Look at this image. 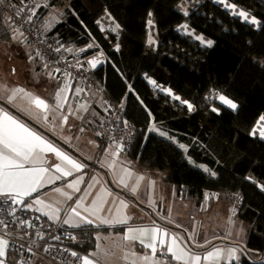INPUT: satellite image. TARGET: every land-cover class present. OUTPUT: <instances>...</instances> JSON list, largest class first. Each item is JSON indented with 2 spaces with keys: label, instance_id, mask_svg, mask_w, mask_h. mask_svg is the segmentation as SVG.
<instances>
[{
  "label": "trees",
  "instance_id": "trees-1",
  "mask_svg": "<svg viewBox=\"0 0 264 264\" xmlns=\"http://www.w3.org/2000/svg\"><path fill=\"white\" fill-rule=\"evenodd\" d=\"M33 1L41 24L51 6L63 7L61 19L47 33L69 57L87 64V58L104 54L94 78L111 101L124 103L123 119L136 129L128 150L108 144L117 145L143 171L165 172V182L181 198L202 204L206 192L213 191L230 202L238 193L237 217L250 225L239 264H264V137L252 134L264 115V0H226L255 16L258 25L215 0H200L188 13L182 11L185 0ZM106 18L118 26L116 32L102 28ZM184 22L213 45L182 33ZM154 29L157 45L148 42ZM13 33L0 7V42L13 41ZM82 47L87 49L78 58L74 50ZM148 77L172 93L154 87ZM219 95L237 108L225 105ZM156 125L165 135L151 128ZM108 228L86 223L72 231L79 236L78 246L87 250L94 231Z\"/></svg>",
  "mask_w": 264,
  "mask_h": 264
},
{
  "label": "crops",
  "instance_id": "crops-1",
  "mask_svg": "<svg viewBox=\"0 0 264 264\" xmlns=\"http://www.w3.org/2000/svg\"><path fill=\"white\" fill-rule=\"evenodd\" d=\"M37 1L40 5H48L50 2V0ZM62 14L63 11L60 15L62 16ZM47 17L48 13L45 16L44 26L47 23ZM57 22L50 24L47 30L53 28ZM14 37L18 39L17 43L14 42V39L10 42L19 44L21 47V33L19 32V35ZM85 49L87 47L78 48L74 50L73 54L79 58ZM4 54L11 58L14 57L7 53ZM19 56L25 58L23 49ZM32 56L34 54L32 55L31 52ZM93 56L105 58L101 52ZM35 58V64H37L35 69L24 67L25 70L23 71L20 67L14 69L13 65L10 69L8 68L10 63L7 69L0 68L2 83H7L12 88L21 83V85H27V88H30L28 91L33 96L38 97L39 95L50 107L56 104L57 93L61 92V89H64L63 93L68 90L70 92L69 99L62 101V111L65 112L70 99L73 100L75 87L72 86L67 77L61 79L52 77L50 81L40 78V82L30 80L29 75L32 72L41 75L47 72L42 60ZM12 71L15 73L14 76H12ZM162 91L170 93L164 88ZM12 95L13 90L9 93L8 99ZM18 96L16 94L14 99ZM99 97L103 99V109L96 103V99ZM89 98V102L83 103L84 105L80 109L76 106L79 103L73 100L74 105L66 115L61 113L53 118L48 115V111L45 113L30 103L28 98L19 105L8 102L0 96L1 101L18 111H12L1 102L0 109L83 166L79 170L73 169L71 165L57 157L52 151L41 153L43 164H25V167L47 168L48 172L45 175L51 179L46 180L31 195L19 198L23 200V203H20L22 209L43 216L48 225L61 222L63 228L70 231L77 226L86 224L81 217H88V219L93 220L92 224L108 226V230L94 231L92 234L93 245L89 246L87 250L81 249L77 244V248L82 253V258L87 256L95 264H133L134 261L135 264H145L142 257H151V249L142 245L139 240L125 239V236L128 234L129 228L150 229L153 227L163 229L168 233V236L165 237L166 243L170 242L171 236H176L181 247L190 250L192 254L201 256L200 264H239L245 255L244 245L250 232V225L237 217L240 205L224 199L208 201L205 197V201L198 204L181 198L177 189L165 182V172L149 173L145 171L147 173L145 183H136L137 180L134 178L126 179L124 173L133 171L136 175L139 173L137 169L139 166L135 162L128 161L124 157L128 158V156L117 145L100 141L99 131L104 118L105 96L100 91H94ZM45 114L47 120L44 119ZM63 117H67L66 122ZM34 119L43 126H41L42 128L48 131L51 129V135L42 131ZM60 124L61 126H59ZM184 148L186 147L184 146ZM58 164L63 169L71 171V175H64L63 172L56 171L55 166ZM150 177L153 180H150ZM69 184H75V188L79 191L69 188ZM57 188L70 195L71 199H66L65 196L57 193L55 191ZM0 199L10 198L4 195L0 196ZM37 199L43 201V204L34 203ZM78 201L82 203V206L76 209L80 216H76L72 212ZM93 201H96V206L101 208V211L95 216L84 211L85 208L93 207ZM120 201H124L127 207H121ZM27 205H31V207ZM118 208L120 216L130 218L127 223L113 221V218L117 216ZM53 209L58 210L55 216L52 215ZM46 213L48 214L46 215ZM97 216L113 222L101 223V219H98ZM65 220H69V223H64ZM120 225L125 226L118 227ZM236 238L242 239L243 246L241 245L240 250L232 247V241ZM147 242L146 239L145 243ZM214 249H220L222 252L219 260H203V257ZM233 249L235 250L234 253L229 256L228 253ZM153 259L159 260L161 264H184L183 261L172 260L171 254L166 252V248L162 250L159 243H157V253ZM4 262L5 264H18L17 257L12 253H8ZM34 264L56 263L45 258H38Z\"/></svg>",
  "mask_w": 264,
  "mask_h": 264
},
{
  "label": "built area",
  "instance_id": "built-area-1",
  "mask_svg": "<svg viewBox=\"0 0 264 264\" xmlns=\"http://www.w3.org/2000/svg\"><path fill=\"white\" fill-rule=\"evenodd\" d=\"M0 7L7 12L11 24L19 29L25 40L32 46L35 57L42 60L44 67L57 78H69L79 92L73 95L76 103L84 102L94 91L105 96V112L100 138L105 143H120L125 150L132 144L136 129L123 119L124 103H115L105 94L94 78V69L74 57H69L64 49L48 36L43 24L36 17V3L33 0H3ZM206 200L220 199L218 192L207 191ZM238 205L242 198L231 194ZM0 238L8 241L4 257L8 253L17 257L18 264H34L38 258L48 259L56 264H83L82 253L77 248L78 235L64 229L61 222L51 225L43 216L24 211L20 203L11 199H0ZM77 253L73 256L72 253Z\"/></svg>",
  "mask_w": 264,
  "mask_h": 264
},
{
  "label": "snow or ice",
  "instance_id": "snow-or-ice-1",
  "mask_svg": "<svg viewBox=\"0 0 264 264\" xmlns=\"http://www.w3.org/2000/svg\"><path fill=\"white\" fill-rule=\"evenodd\" d=\"M0 3H3V0H0ZM231 7H235L232 5ZM241 17H243L246 21L249 20L248 13L244 11H240L238 13ZM251 23H258L254 17L251 18ZM151 23V21H149ZM118 27V26H117ZM186 27V26H185ZM197 39H201L202 37H197ZM151 42V41H150ZM207 46L211 47L213 45V41H206ZM89 63L95 65L96 61H90ZM61 92L64 89L60 90ZM23 93L26 98L29 99L30 103L34 104L37 108L42 109L45 113L50 110V106L46 101L39 97L33 96L31 93H27L24 89H14L13 95L9 97V100H13L16 94ZM57 98L60 99V92L57 93ZM176 99H180L179 97H175ZM219 100L222 101L225 105L235 110L237 108V104L234 103L231 99L224 95L219 96ZM183 103H186L182 101ZM61 106L60 103L56 105L57 108ZM189 109H191V105H188ZM213 111H217V109L213 108ZM44 119L47 120V115L45 114ZM64 121H67V117H63ZM264 121V116L260 118ZM257 129L253 130V135H255ZM161 135H165V133H161ZM260 135L264 137V131L260 132ZM181 147H184L181 145ZM44 151H52L55 152L57 157L61 158L63 161H66L73 169L79 170L83 166L76 161L72 160L66 154L60 152L56 149L52 144L45 141L39 134L29 129L26 125L20 123L17 119L9 115L7 112L0 109V196L7 195L14 203H23V200L19 199L20 197H25L31 195L33 192H36L45 182L46 180H50L51 177H46V173L48 172L47 168L44 167H25V164H43V158L41 153ZM56 171L63 172L64 175H71V171L65 170L61 167V165L55 166ZM208 171V169H205ZM214 175V173H213ZM123 182V181H121ZM69 188H73L76 191L79 189L75 188V184H69ZM264 187V186H262ZM57 193L65 196L66 199H71V196L67 193L62 192L60 188L55 189ZM34 203L43 204V201L37 199ZM31 207V205H27ZM82 203L80 201L77 202L76 207L72 209V212L76 216H80V213L77 212V208L81 207ZM120 206L126 208L127 205L124 201H120ZM57 209L52 210V215L55 216ZM84 211L89 212L91 215H96L101 208L96 206V201H93L92 208H85ZM48 213H46L47 215ZM101 223H127L129 217L120 216L119 208L117 209V216L113 218V221H109L104 218H100ZM81 219L86 223H93V220L88 219V217H81ZM2 223V222H0ZM64 223H69V220H65ZM168 236V233L163 229L159 228H142V229H128V234L125 236V239L130 240H139L142 245L151 249L152 256H144L142 257L145 264H161L159 260L153 259L157 253V243L161 246V249L164 250L166 248V252L171 254L172 260L175 261H183L184 264H200L201 256L192 254L190 250H185L181 247L178 242L176 236L170 237V242L166 243L165 237ZM148 240L145 243V240ZM8 247V241L0 238V257L5 256V250ZM234 249L231 250L228 255L231 256L234 253ZM73 256H76L77 253L73 252ZM133 255H135L133 253ZM222 252L220 249H214L213 251H209L204 257L205 261H218L221 257ZM0 264H5L3 259H0ZM83 264H95L94 261L90 260L87 256L83 257ZM135 264V261L133 262Z\"/></svg>",
  "mask_w": 264,
  "mask_h": 264
},
{
  "label": "rangeland",
  "instance_id": "rangeland-1",
  "mask_svg": "<svg viewBox=\"0 0 264 264\" xmlns=\"http://www.w3.org/2000/svg\"><path fill=\"white\" fill-rule=\"evenodd\" d=\"M200 0H185L182 4V11L184 13H188L189 10L194 7ZM215 1H219L221 3L224 4L225 8L230 10L232 12L233 15H239L238 13L240 11H244L246 13H248L247 11L241 9V8H238L236 5L232 4V3H228L226 2V0H215ZM232 5H234L235 7H231ZM51 10V11H50ZM50 11V12H49ZM48 11V17H47V23L46 25L44 26V24L42 25L46 30L47 28L50 26V24H53L57 21L60 20V13H62L63 11V7L62 6H52L50 7ZM249 15V21H251V18L254 17L256 19V21L258 22V19L251 15L250 13H248ZM59 17V18H58ZM58 18V19H57ZM111 18V17H110ZM243 18V17H242ZM244 19V18H243ZM245 20V19H244ZM150 24H153V22H151ZM256 25H258V23H256ZM101 26L104 30L108 31H114L116 32L117 31V25L111 21L110 19L106 18V20H103L101 22ZM186 26V27H185ZM152 29H153V26H152ZM179 30L182 32V33H185L186 35H190L194 40H197L199 41L200 43L204 44L207 46L206 44V41L208 40H211V39H208L206 38L203 34L201 33H196L195 30L193 28H191L187 22H184L180 25L179 27ZM21 33V31L19 29H17L16 27H14V36H18L19 35V32ZM22 37L20 38V42H21V47L23 49V51L25 52V58H23V56H19V53H22V49L20 47L19 44H13L11 43L10 41L9 42H0V68H5L7 69V66L8 64L10 63L11 65H9L8 68H12V65H13V68L15 69H18L20 67L21 70H25V68L27 69H35L36 68V65L35 64V60L36 59L34 56L31 57V52H32V55H33V48L32 46L25 40V38L23 37V34L21 33ZM156 35H157V31L156 29L150 31V35H149V38H148V42L149 43H155L157 45V39H156ZM197 37H202L203 38V42L201 39H197ZM18 39H15L14 37V42L17 43ZM151 41V42H150ZM212 41V40H211ZM19 43V42H18ZM32 49V50H31ZM4 53H7L11 56H14L13 58L7 56L6 54ZM25 67V68H24ZM13 70V69H12ZM14 72L12 71V76H14ZM34 74V75H33ZM33 75V76H32ZM29 76H31V79L34 80L35 82H40V78H44L46 81H50L52 80V77L54 78L55 75L47 70V72H44V74H39V73H31ZM43 83H45V81L42 79ZM148 81L156 88L158 89H162L163 87L156 83L155 80L152 78V77H148ZM22 84V83H21ZM21 84H18L16 87L12 88V86L10 85H7V83H2V80L0 79V96L3 97L6 101L8 102H11L13 104H19L21 105L22 102H24L25 99H27L23 93H19L18 97L16 99H13V100H9L8 99V95L9 93L14 90V89H24L27 93H30L28 90H30V88H27L28 86L27 85H21ZM167 90L171 92V90L169 88H165ZM79 92V87L77 85H75V88H74V91L73 93L76 94ZM69 94L70 92L67 90V92L63 93V92H60V99L57 98L56 100V104L54 106H51L50 107V110H48V115L55 118L57 116H59L61 113L63 115H66V113L68 112V110L70 108L73 107L74 103H73V100L70 99L68 105L66 106L67 107V110L65 112L62 111V101H66L67 99H69ZM73 94V95H74ZM174 96V95H173ZM220 96V95H219ZM218 96V98H219ZM39 98H41L39 95H38ZM176 97V96H175ZM89 99H86L84 102H81L79 103V105H76L78 107V109H80V107L82 105H84L83 103H88L89 102ZM60 103L61 106L59 108L56 107V105ZM96 103L103 109L104 108V103H103V99L102 97H99L96 99ZM264 116V115H262ZM261 116V117H262ZM260 117V118H261ZM35 120V119H34ZM36 121V120H35ZM37 124H39L37 121H36ZM40 126H42L41 124H39ZM61 126V124L59 125ZM43 127V126H42ZM153 130H156L160 133H165V130L163 129V127L159 126V125H156V126H152L151 127ZM255 129H257V132L256 134L261 136L260 135V132L261 131H264V121H262L261 119H259V121L257 122L256 124V127ZM46 130V129H45ZM48 131V130H46ZM100 131H101V128H100ZM100 131H99V139L101 140L100 138ZM48 132H52V130L50 129V131ZM262 137V136H261ZM102 141V140H101ZM103 142V141H102ZM125 154V153H124ZM128 161H131L129 158H127L126 156H124ZM139 173L138 174H134L133 171H129L127 173H124L125 174V178L126 179H131V178H134L136 179V183H145L146 179H147V173L145 171H143L140 167H137ZM159 172H163V171H159ZM150 180H153V178L150 177ZM232 247H234L235 249H241V245H242V239L241 238H236L234 241H232ZM243 246V245H242Z\"/></svg>",
  "mask_w": 264,
  "mask_h": 264
},
{
  "label": "water",
  "instance_id": "water-1",
  "mask_svg": "<svg viewBox=\"0 0 264 264\" xmlns=\"http://www.w3.org/2000/svg\"><path fill=\"white\" fill-rule=\"evenodd\" d=\"M93 60L96 61L94 66H93V64L89 63L90 61H93ZM87 62H88V64L90 65V67L92 69L96 70V69H98L99 67H101L105 63V59H103V58H95V57L92 56V57L87 58Z\"/></svg>",
  "mask_w": 264,
  "mask_h": 264
},
{
  "label": "clouds",
  "instance_id": "clouds-1",
  "mask_svg": "<svg viewBox=\"0 0 264 264\" xmlns=\"http://www.w3.org/2000/svg\"><path fill=\"white\" fill-rule=\"evenodd\" d=\"M11 23V22H10ZM47 31V30H46ZM93 57H95V56H93ZM96 58V57H95ZM87 64H88V62H87ZM95 70V69H94Z\"/></svg>",
  "mask_w": 264,
  "mask_h": 264
}]
</instances>
